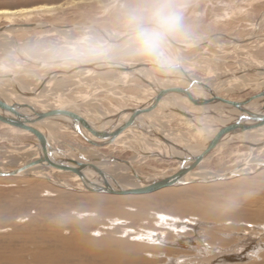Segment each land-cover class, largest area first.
Wrapping results in <instances>:
<instances>
[{
  "label": "rangeland",
  "instance_id": "374dc122",
  "mask_svg": "<svg viewBox=\"0 0 264 264\" xmlns=\"http://www.w3.org/2000/svg\"><path fill=\"white\" fill-rule=\"evenodd\" d=\"M71 1H80V2L74 6L66 5L65 7L59 8L58 10L51 11V12H37L35 14L28 15V16L13 15L9 18L7 16H0V29H1L0 32H3L5 30H9V34L10 33H12V34H10L8 37H13L11 39L6 38V40L4 39V37L0 38V74L7 75V74H10L13 71H15L14 73L17 72L18 74H20V77H18V79H20L22 81L21 83L23 84V82H24V84H26L28 87H32L31 89H33L35 87L34 85H37L35 83H38V81H39L38 77L34 78V80L36 79V81H33L30 78V77H33L32 75H30L32 72H35L36 75H39L40 77L42 75L47 74V73H49L53 76L56 75L55 72L50 73V71H49V70H51L50 68H45L44 70H42V67L39 66L37 63L35 64V62H33V63L26 62L30 58L27 59L23 56L18 57V55L16 57V55L14 56L13 52H28V54L34 53V55H36L37 60L40 59V58L38 59V57H41V59H45L47 61H49V59H52L54 57L60 58L63 55V52L64 53L67 52L68 54H66V55H69L72 52H74L73 54H75V52H82L83 50H84V52H94V51L95 52H97V51L98 52H117L118 56L115 57L117 59L115 61H118L119 59L122 60L123 58L128 57V55L125 52H129L130 49L124 43L122 45L121 44L122 41L120 42V44L122 46H112L111 47L109 41H107V39H109V38H105L104 35L106 34V32H109L112 36H116V35L120 34L121 32L127 33L129 11L133 7H135L136 5L141 4V3H147V2H149V0H0V10L29 9V8H33V7L42 6V5L67 4ZM181 2L186 5L185 13H184V23H185L186 28H187V40L186 41L182 40V39H174V40L178 41V42H188V41H192V40L197 41V42H206L205 39L209 38L211 36L217 38V40H218V41L215 40L213 42V43H215L214 45L216 47L214 45L211 47H210V45H202V43H200V47H199V43L196 44V45H198L195 47V50L197 52L191 51V53H199V55H201V57L199 56V58H198L200 60L199 63H201L204 60L208 63L207 64L208 67L210 65L211 66L208 69L207 66L203 68V66L201 64H199L196 68L192 69L190 72H193L194 74L198 75L199 77L204 76V79H206L207 77L210 79L213 76H207L206 75V73L209 72L210 68L217 69L218 73L221 71L218 75L216 74V76L214 77L215 79L213 78L214 80L212 79L213 80L212 83H208V84L209 85L212 84V86H211L212 88L213 87L215 88V86H216L217 89H219V85L222 83L223 84L227 83L230 86H232V88H233L232 90H230V91L229 90H223V91L219 90L220 92L218 93L221 97H225V98L227 97V98L231 99L232 101L234 100L235 102H241V101L246 100L250 97L258 95V93L260 91L259 92L257 91L259 88L257 89L256 85H258V81L261 82L263 79L260 78L258 80V76L256 74H254L253 71H250V70L257 67V66H255V64H253L254 60H256L257 58H258L257 60L260 61V63H262L261 65H264V41H263L264 40V0H181ZM27 23L28 24L35 23L36 25H39L40 23L41 24L49 23L50 25H57L59 27L63 26V25H72V24H85V25L87 24V26H89V27L93 26V27L97 28V30H99V31L98 32L95 31L96 33H93L92 30H77L75 32H62L61 30L54 31L53 29L51 30V28H45V27H42V29H34L33 26L31 27L32 29L28 28L27 30H25L26 28L20 29L17 27V29L16 28L11 29V30H13L11 32H10V29H8V28H12V25H21L22 26V25L27 24ZM217 34L218 35L222 34V35L218 36ZM234 38H238V39L240 38V40L243 39L244 41L242 42V45H244V46L235 45L234 42L236 44H238V42L234 41L235 40ZM12 39H15V40H12ZM7 40H9L10 42L6 43ZM113 40H116V38L115 39L113 38ZM105 41H107V42H105ZM3 42H5L6 45ZM14 42H15V44H13ZM103 42H105V43H103ZM111 43L116 44V43H118V41L111 42ZM246 43H248V44H246ZM104 45L106 48L104 47ZM78 48L80 50H78ZM93 48H94V50H93ZM97 48L99 50H97ZM100 48H102V49L104 48V49L102 50ZM117 48H119L118 51L116 50ZM112 49H113V51H112ZM205 52H209V53H205ZM226 52H227V54H226ZM171 53L174 54L173 50H171ZM191 53L189 52V55ZM211 54H213V55H211ZM51 56H52V58H51ZM129 56L132 58H136L138 60H148L147 58H144V57L134 56L132 53H130ZM176 56H177V54H176ZM212 56H213V58H212ZM252 56H253L252 59L255 58L253 61L250 60ZM237 57H240V58H237ZM241 57H244L245 61L248 62V64H246L247 66L245 64H243V60H240V59H243ZM247 57H248V59H247ZM249 57H250V59H249ZM139 58H141V59H139ZM109 59H110V57H108V61H109ZM209 60H211V61H209ZM216 60H218V61L216 62ZM225 62H228V63H225ZM45 63L53 64V62H45ZM53 65H55V61H54ZM203 65H206V64H203ZM243 65H245V66H243ZM199 66H202V67H199ZM237 68H240V69H237ZM21 70L24 72H22ZM240 70L241 71L245 70V73L241 72ZM222 71H224V72L227 71V72L224 74V72L222 73ZM239 71H240V73H239ZM23 73L25 75L26 74L27 75L25 76ZM164 73L165 74H168V73L169 74L170 73L175 74L176 72L171 71L168 73L167 72H164ZM220 74H223L224 76L220 75ZM241 75H247V77H246L247 80H245L244 78H243V80H242V78H239V77H241ZM227 76H228V78H226ZM220 78L223 82L221 80H219ZM234 78L236 81H234ZM216 80H219V81H216ZM250 80H252V81L255 80V82L251 83L252 81H250ZM231 81H232V83H231ZM240 81L242 83H240ZM218 82H219V85H216ZM247 82H250V83H248V85H247ZM83 83H85V84L78 86V87L76 86V87L79 89L81 88L80 89L81 93H83V91H84L83 97L84 96L85 97L84 98L82 97L81 99H79L77 101H80L83 99H86V100L81 101L80 102L81 104H78V106H79L80 111L85 112L87 115H89L96 122H99L100 120L103 119V116H102L103 112L106 113V111L111 110V113H112V111L114 109L118 110L120 105H122V107H127L130 105L129 104V105L125 106V103L127 102L126 99H128L126 94L133 93L134 92L133 89L128 90L127 88H125V89L124 88H117V89L115 88L117 90L115 93H117L118 96H112V95L108 96V94L103 91L104 89H101L99 87L97 82L91 83V82H88L84 79ZM139 83L141 85H143L140 81H139ZM17 84L18 83H16V84L12 83V85H14V86L9 87V88L12 91H14L13 89H15ZM249 85L251 86L250 88H249ZM237 86L238 87H244V88L247 87L245 89L246 91L244 90V88H238V90L236 89L237 91H235L234 88H237ZM112 89H114V88H112ZM217 89H215V90H217ZM136 90H138L137 91L138 93L137 92L133 93L135 97L136 96L142 97V99H144L146 97V95L149 96L148 94L145 93L146 89L143 86H138V88ZM239 90H240V93H239ZM241 90H242V92H241ZM33 91H36V90H33ZM123 92H125V93H123ZM74 93H73V95L75 96L77 93L76 94H74ZM143 95H145V96H143ZM37 96H39V94ZM124 96H126V97H124ZM31 98H33V100H32L33 102L30 101L31 103H37V102H35V99H36L35 97H31ZM104 100H106V101L109 100L108 101L109 103H107L106 101L104 102ZM94 101H95V103H94ZM98 101H99V103H98ZM92 103H93V105H92ZM90 106L92 109L90 108ZM106 106H108L109 108ZM129 107H131V106H129ZM99 109L100 110L102 109V111L103 110L104 111L102 112ZM87 110L89 112L90 111L91 112L89 113ZM93 112H95V113H93ZM113 112H115V111H113ZM173 113H175V112H173ZM173 113H169L167 115L162 113L159 117L160 118L163 117L165 120L163 118H161V119L159 118V121H155L154 124H155V126L159 127L161 131H164L167 135L172 136L173 139L175 137L174 141H176V142H174V143H180V141H181V143H183L182 145L187 146L185 143V141H188L187 135L193 136V133L196 134L197 132L201 133L203 131H201V130L199 131V127L197 125H195V124H197V123H195V121H194V123L192 120H191L192 122L190 121V119H191L190 115H188L189 117H187L183 114L185 112H183L182 114L184 116H182V118H181V116H179L180 118H178V117L174 116ZM185 114H187V113H185ZM171 115H172V117H171ZM220 116L223 118L226 117L225 119H227L229 114L223 113V115H220ZM166 117L168 118V120ZM187 118H189V119H187ZM180 119L184 123H181ZM187 121H188V124H186ZM201 121H202V123L201 122L200 123L202 125L206 124L207 122H209V124H212L208 120V118H207L206 122L203 119ZM230 121L231 120L228 121V124ZM163 123H165V124H163ZM0 124H1V122H0ZM3 125H2V127L5 128V129H3V131H8L7 129H9V128L4 127ZM190 125H193V126H190ZM206 125H208V124H206ZM187 126H189L190 129H188L189 127L186 128ZM1 130H0V142H1L0 145L3 147V149L4 148L7 150L12 149L14 143H17V142L13 139L12 140L10 139L9 140L10 143H7V142L4 143L5 141L2 140V134L3 133L1 134V132H2ZM168 130H169V132H167ZM208 130L210 131V129H208ZM18 131L20 132V129H18ZM135 131H136V129H135ZM209 131H207V133ZM70 133L68 134V132H67V133L60 134V135L58 133V135H59V136H57L59 138L58 145L60 143L63 144V142L66 141V142H69L71 145H74V146L76 144H80L86 150L88 147H91V145L88 144L87 142H85V141L81 142V140H83L81 137L75 136V134H73L72 132H70ZM22 134H23V136L20 139L24 140V138H25V139H28L30 141L36 140L35 137L31 134H26V133H22ZM126 135H128V134L126 133L125 135H122V136L126 137ZM132 136L130 133L128 135V137L126 138V140L121 142L119 144V146H116V147L115 146H108V147H104V148H99V153L108 155L110 152L114 151L115 152L114 155L117 158L122 159V160H131L134 158H138V159H136L137 161L136 160H132V161H133L135 167L139 170V172H143V174L147 175V176L148 175L149 176L159 175V176H157V179L161 175L162 176L171 175L172 171L177 168L178 162L176 160L164 159V158L158 157V155H153V154H149L151 156H148V157H145L146 155L142 157V155L140 154V151L146 154L148 152H151L153 149L155 150L157 147L154 145L155 143H153V141L151 139L147 140V138H144L142 136L139 137L135 134L134 135L132 134ZM146 136L153 138L156 142H162V141H160V139H157V137L154 138L153 135L146 134ZM18 138L19 137H17L16 139H18ZM181 138H182V140H181ZM177 139L179 140V142H177ZM148 141H149V144L147 143ZM151 143H153V144H151ZM63 145H67V143H64ZM122 145H124L125 147H123ZM1 146H0V168H4L7 170L8 169L9 170L15 169V167H17V165H20V162L22 160L20 162H16V163L13 160L11 161V157H10L11 153L4 152ZM188 146L193 147V144L188 145ZM17 148L18 147H13V149H17ZM125 148H129V149H125ZM134 148H135V150H134ZM168 150H170V149H167V147L164 145L163 152L167 151V153L169 154ZM88 151H91V150L88 148ZM4 153H6L8 155V157L6 154H5L6 155V157H5ZM137 153L141 156L138 157ZM173 154L178 155V154H175V152H173ZM210 154H208L209 156L207 155L208 158H207L206 162L204 163L205 164L203 166L204 168L200 171L197 170L198 171V172L196 171L197 173L202 172V174L208 173V174L218 175L220 173H225L228 170H231V169L233 170L236 166H238L237 164L240 165V163L247 160V158L251 159V161L249 163L250 165H252V163H253V165L256 164V163H254L256 161V159L258 161L264 160V151H259V152L255 153L254 155H250L251 153H250V148L248 145H246V144L240 145L238 143L234 144L233 142H231V144L227 145L226 149H221L220 151H216L213 153L211 152ZM231 154H233V155H231ZM2 155L6 159L9 158V161L5 160L2 157ZM131 156L132 157L135 156V157L132 158ZM248 161L249 160H247L245 163H247ZM258 161H256V162H258ZM2 165H5V166L2 167ZM119 169L121 170L120 173H122V174L127 173L126 169H124V168L121 169V167H119ZM119 169H118V171H119ZM115 170H117V169H115ZM56 177H57L56 182H53V181H55L54 179L53 180L48 179V177H46V178L45 177H40V178L39 177H27V176L0 177V249L2 250V251L0 250V257H1L0 258V260H1L0 264H2V263L3 264H5V263L6 264H12V263L15 264L16 262H17V264H26V263L27 264H38V262L34 258V254L37 253L34 246H36V244H38L39 241H40V243L47 244V245H56V244H62L63 243V242L60 243L61 239H62V241H64L65 239H70V238H71V240H77V239L83 240V238L84 239L91 238V239H97L99 241L101 238L102 240L99 242V244H98L99 246L97 245V248H96V249L100 250L101 252H108V251L111 252L112 250L115 252L116 251H118V252L122 251V247L115 244V242L116 241L121 242L123 240L126 241L127 243L130 242V243L137 244L139 246L140 245L141 246L142 245L143 246L148 245V246L156 249V250H153V249L152 250H145V251H143L145 254L142 252L141 253L142 255H140V256L144 257L145 260L151 261V263H143V262L140 263V261H137L136 264L137 263L138 264H153V263L154 264H169L168 262H171L170 261L171 259H173L174 257H176L175 259H177L178 255L182 256L184 254H185V256L190 255V257L186 258L187 260H184L185 258H182L183 260L182 259H178V260L174 259V260L177 262H181V261H184V262L187 261L188 262V260L192 261L193 256H196V253L198 251L199 243L200 244L203 243V245H205V246H211V245L216 246L218 250H220L221 248H223L221 250H224L225 247L229 246V248H228L229 251L234 252L233 255H235V256L238 255L239 257H238V259L229 260V263H226V264H264V245H263L264 244V218L254 217V218L249 219V217H251L249 212L248 211H241V207H246V206L249 207L250 206L249 208L251 210L252 209L256 210V209H262V206H264V169L262 170L260 168V169H258V171H254L249 175L236 176L234 178L231 177L227 180L220 181V182L208 183V184H195V185L191 184L192 186L191 185H187V186L182 185V187L177 186L174 188H164L163 190L162 189L158 190L157 193H155L151 196L130 197L131 199L120 196V198H116L115 200L108 199L111 196H107V195H106V197L101 196L100 198H98V197L90 196L91 194H94V193L88 194L85 192H79L76 189L73 190L71 188L70 189L62 188V186L60 187V184H62L63 182L65 183L66 180H67L66 183L71 184L73 188H75L76 182L71 181L72 179L67 175H59ZM47 181H48V183H47ZM59 181H60V183H59ZM58 189H60V190L58 191ZM201 189H203V190H201ZM173 190H174V192H173ZM214 195H215V197H214ZM112 196L113 197H111V198H115L114 195H112ZM148 197H149V199H148ZM151 197H152V199H151L152 201L150 200ZM157 197L159 200L162 197H165V199L160 200V201L158 200V202H155L154 199ZM191 197L194 199H191ZM83 199H84V201H83ZM180 199H182V200H180ZM194 200L195 201L200 200L199 201L200 203L201 202L202 203H213L215 201V203H213V204H215L219 208L227 207L226 204L228 203V206H230L231 209L238 210L237 213L239 215L238 216L236 215L235 217H233V215L231 213H229L227 210H225V213H224L225 217H227V218H224V219L222 218L223 220L221 218L217 219L218 217H216L214 215L213 216H207V215H202L201 213H196V214L190 213V214H187L186 216L184 215V217L182 216L183 218L181 217V215H179V217L182 219L177 220V222L180 221V223L182 222L184 225H185V223H188V224H191V226H189L190 228L189 227L184 228L185 230L182 232L181 235L185 238V240L182 242V244L176 243L174 245V247H175L174 248L173 245L172 246H170V245L173 244V242H176V239H177L176 238V231L177 230L171 228L173 226L172 225L173 223H171V221L162 222L160 219V215L165 213V214H163L164 217L168 218L170 216V218H172V217L176 218L177 215H174V216L168 215L169 213H172L170 210L175 209L174 208V207H176L175 203L177 205L179 203V201L189 203V202H194ZM137 202L139 204L145 203L144 208L137 209L136 208V205L138 204ZM252 202H254L256 205ZM257 202H258V204H257ZM165 203H166V205H164ZM64 204H65V206H64ZM39 205L42 207H39ZM105 206H107V207H105ZM115 207H117V209ZM157 207H159V208H157ZM99 208H101V209H99ZM72 209H74V210H72ZM131 209L134 210V212L131 211ZM90 211L94 212V214L92 212L90 213ZM99 211H101V213ZM137 211H139V212L143 211L144 214L151 213V212H152L151 214H153V213H156V214L160 213V214L158 215L159 217L157 215H154V216H151L149 218L146 217V219L143 218L141 220L139 218L135 219L136 216L133 217L135 214L138 213ZM166 211H168V214ZM241 212H243V213H241ZM80 213H82V214H80ZM125 213H127L128 215ZM131 213L133 214V216ZM228 213L231 214L230 217L227 216ZM99 214H100V216H99ZM191 215H193V216H191ZM81 217H84V218H81ZM86 217L87 218L89 217L91 219L88 218V220H89L88 221ZM98 217H99V219H98ZM132 217H133V219L130 220ZM92 219H93V221H92ZM85 220L87 221V223ZM118 220H121V221L118 223H115ZM157 222H159V223L161 222L160 223L161 225H159ZM9 223H12V224L10 225ZM69 224H70V226H69ZM74 224H75V226H74ZM45 225H46V228H45ZM48 225H49V227H48ZM99 225L100 226L103 225V226L100 227ZM40 228H41V230H40ZM102 228H104V229H102ZM217 228H218V230H217ZM50 229H51V231H50ZM61 229L64 231H62ZM151 230H152V233H155V232L156 233L159 232L160 234L163 233L164 234L163 235L164 243H159L157 241L148 239L146 233L147 232L149 233ZM155 230H157V231H155ZM55 231H58V232H55ZM95 232L99 233V235H95ZM125 233H127V235H125ZM141 233H142L141 236L144 237L143 239H134V237H140ZM23 235L25 236V238ZM44 235H48L51 238L44 240L43 238L46 237ZM68 235H69V237H68ZM165 235H166V237H164ZM38 236L40 237V239H38L39 238ZM59 236H60V238H59ZM33 237H35L37 240H35ZM196 237L200 238L199 242L195 239ZM246 237H247V239L253 238V241L251 242L250 240H247ZM213 238H214V240H213ZM188 239H190L193 242L192 245H194V246H190L189 248L182 246L183 244H185V245L188 244L187 243ZM219 240H222L228 244L225 246H222L221 244L217 243ZM109 241L111 242L110 244H109ZM156 242H157V244H156ZM233 242L235 244H233ZM11 244H12V246H11ZM240 244H241V246L242 245H244V246L241 247ZM102 246H103V248H102ZM234 246H237V247L235 248ZM15 248H17V249H15ZM185 248H186V250H185ZM232 248L235 250L233 251ZM106 250H108V251H106ZM166 250H169V251L180 250L181 252L180 253H174L173 252V254L172 253L168 254L169 251H166ZM191 250H193V251H191ZM236 250H238V251H236ZM35 251H36V253H35ZM68 251L60 252V253L66 255V253H68ZM18 252H21V253H18ZM156 252H160V254H158V253L156 254ZM186 252H187V254H186ZM6 254H8V255H6ZM229 254H231V252L227 253L226 255H229ZM77 255L79 257L83 258V255L81 252H77ZM148 255H150V256H148ZM166 255L169 256L168 258H170V259H168ZM174 255H176V256H174ZM6 256H7V258H6ZM8 257H11L12 259L11 258L8 259ZM18 257L21 258L20 261L15 260V258H18ZM31 257H32V259H31ZM109 257H111V256H109ZM148 257H150V258H148ZM217 258L218 257H216L214 259L216 260ZM3 259H5V262ZM65 261L66 260H63L62 262L64 264H69V263L74 264V263H71L70 261L69 262L68 261L65 262ZM88 262L90 264H94L93 260H89ZM218 262L219 261H217L216 264H218ZM97 264H100V263L98 262ZM188 264H190V263H188Z\"/></svg>",
  "mask_w": 264,
  "mask_h": 264
},
{
  "label": "bare ground",
  "instance_id": "6f19581e",
  "mask_svg": "<svg viewBox=\"0 0 264 264\" xmlns=\"http://www.w3.org/2000/svg\"><path fill=\"white\" fill-rule=\"evenodd\" d=\"M80 1H71L67 4H58V5H42V6H38V7H33V8H29V9H20V10H0V16H7L8 18L13 16V15H22V16H28V15H32V14H35L37 12H51V11H55V10H58L59 8H62V7H65L66 5H70V6H74L76 5L77 3H79ZM24 25H35V27L33 26L34 29H42V27H45V28H50L51 26V30L53 29L54 31H57V30H61L62 32H75L77 30H92L93 33H96L98 32L99 30H97V28L91 26H87V24H72V25H63V26H57V25H50L49 23H46V24H39V25H36L35 23H30V24H24ZM15 26V25H14ZM18 26V28L20 29H25L27 30L28 28L32 29L30 26L27 27L25 26L24 28L20 27L21 25H16V27ZM7 29V28H6ZM10 29V32L13 31L11 29H14V28H8ZM17 29V28H16ZM1 30V29H0ZM15 31V30H14ZM96 31V32H95ZM60 32V31H59ZM122 33V32H121ZM118 34L116 36H112L109 32H106V34L104 35L105 38H109L107 39V41H109L110 43V46H122L123 43L126 45V40H127V33H122V34ZM12 34V33H10ZM9 30H5L3 32H0V38L4 37V39L6 40V38H13V37H8L9 35ZM218 35V34H217ZM216 35V36H217ZM219 35H222V34H219ZM218 35V36H219ZM253 36V35H252ZM258 37V36H257ZM63 38V37H62ZM113 38L116 40H113ZM247 38V37H246ZM252 38V37H251ZM236 42H238V44H236L234 42L235 45L237 46H244L242 45V42L244 41L243 39L240 40V38H234ZM245 39V38H244ZM255 39V38H254ZM12 40H15V39H12ZM62 40V39H61ZM65 40V39H64ZM120 40H122V45L120 44ZM175 43H177V46H173L171 44V42L169 41L168 43V48L169 50H173L174 52V55L179 57V66L177 67L176 70H174L176 73L175 74H165L164 72L162 71H159L157 70L153 64L151 63L150 60H138L136 58H132L129 56V54L131 53L130 51L129 52H125L128 57H125L123 58L122 60H118V61H115L117 60L115 57H117V52H84V50L82 52H75V54H73L74 52L70 53L69 55H66L68 54L67 52H63V55L60 57V58H51L52 59H49V61L45 60V59H41V57H38L39 60L36 59V55H34V53L32 54H28V52H13L14 53V56L18 55V57L20 55H22L23 57L25 58H30L31 63L34 62V61H37V64L39 66L42 67V70H44L45 68H50L51 72H55V76L47 73L45 75H42L41 77L39 75H36L35 72H32L30 75H32L33 77H30L33 81H36V79L34 80L35 77H38L39 81L38 83H35L37 85H34L35 87L33 89H31L32 87H28L26 84H23L21 83L22 81L20 79H18V77H20V74H18L17 72L14 73L15 71H13L12 73L10 74H7V75H2L0 74V96L2 97V99L7 102L8 106H21V107H25V108H31V109H35V110H39V111H49V110H68V111H71V112H75V114L79 115L80 117L88 120L90 123L94 124L97 126V123L96 121H94V119H92L89 115H87L85 112H82L80 111L79 109V106L78 104H81L80 102L83 101V100H86V99H83V100H80V101H77L79 99H81L84 95V91L83 93H81V88H77L78 86H81L85 83L84 82V79L88 82H97L99 87L101 89H104L103 91L106 92L109 95H112V96H118L117 93H115L117 90V88H127L128 90L129 89H133V93H136L138 90H136L138 88V86H143L145 87L146 89V94H148L149 96L146 95V97L144 99H142V97H135L133 93H130V94H126L127 98L126 99V103H125V106L126 105H129L125 108H121L123 111H131V110H135V109H138V108H141L145 111H147V113L145 114H142L139 118V120L137 121L139 123V125H141V127L143 128H149L150 130H152L155 134H157L159 137L161 136L164 140L167 141L168 145L172 146L171 148L167 145H165L164 143L165 142H156L153 138L150 137V139L153 141V143H155L154 145L157 147L155 150L153 149L151 152H148L146 153V156L145 157H148V156H151L149 154H153V155H158V157H161V158H164V159H168V158H171L169 156V154L167 153V151H164V145L167 147V149L170 148V150H168L170 153L173 154V152H175V154H178L177 156L179 157H182V156H185L184 153H182V151H184L185 153H187V156L191 155L193 157L197 156L199 153H201L202 151H204V149L208 146L207 144L209 143L210 140H212L215 136V134L219 131V129L217 128L218 126H226L228 124V121L231 120L230 122H232L233 120V116L236 114L237 111H234V110H230L228 109L225 105L223 104H220V103H213L212 105H209V106H195L191 103L190 100H188L187 98L183 97V96H178V95H168L164 98H162L159 103H153L151 102V100L157 96V91H160V90H168V89H173V88H182V87H186V77H189L193 80H197V81H201L203 82V84L205 85H208L209 87L212 86L209 85L208 83H212V81L215 79L214 77L216 76V74L218 75V70L217 69H213V68H210L209 72L206 73L207 76H213L212 78H206L204 79V76H201L199 77L198 75L194 74L193 72H190L192 69L196 68L199 64H201L204 67L207 66V62L203 61L201 63L200 60L198 59L199 56L201 57V55H199V53H191V51H195V47L198 46L196 44L199 43V47H200V43H202V45H210L213 46L215 43H213L215 40H217V38L215 37H209V38H206V42H197V41H188V42H178V41H175L174 39H172ZM198 40V39H197ZM233 40V39H232ZM256 40V39H255ZM104 41V40H103ZM105 41V42H107ZM115 41H118V43L116 44H112L111 42H115ZM218 41V40H217ZM264 41V40H263ZM10 42L9 40L6 41V43ZM13 42V41H12ZM69 42V41H68ZM103 42V43H105ZM5 44V42H3ZM249 43V42H248ZM246 43V44H248ZM15 44V42L13 43ZM222 44V43H221ZM6 45V44H5ZM226 45V44H225ZM127 46V45H126ZM194 46V47H193ZM215 46V45H214ZM218 46V45H217ZM77 47V46H76ZM84 47V46H83ZM86 47V46H85ZM105 47V45H104ZM216 47V46H215ZM236 47V46H235ZM81 48V47H80ZM106 48V47H105ZM126 48V47H125ZM206 48V47H205ZM221 48V47H220ZM102 49V48H100ZM104 49V48H103ZM102 49V50H103ZM114 49V48H113ZM112 49V51H113ZM119 48H117L116 50L118 51ZM78 50H80L78 48ZM82 50V49H81ZM94 50V48H93ZM97 50H99L97 48ZM101 50V51H102ZM127 50V49H126ZM218 50V49H217ZM222 50V49H221ZM220 50V51H221ZM256 50V49H255ZM86 51V50H85ZM205 51V50H204ZM219 51V50H218ZM189 52L191 53L189 55ZM224 52V51H223ZM7 53V52H6ZM61 53V52H60ZM202 53V52H201ZM205 53H209V52H205ZM232 53V52H231ZM8 54V53H7ZM20 54V55H19ZM227 54V52H226ZM241 54V53H240ZM207 55V54H206ZM213 55V54H211ZM236 55V54H235ZM234 55V56H235ZM251 55V54H250ZM249 55V56H250ZM135 56V55H134ZM242 56V55H241ZM35 57V58H34ZM108 57H110L109 61H108ZM206 57V56H205ZM208 57V56H207ZM224 57V56H223ZM231 57V56H230ZM44 58V57H43ZM46 58V57H45ZM213 58V56H212ZM211 58V59H212ZM237 58H240V57H237ZM243 59H240V60H243V64H248V62L245 61L244 57H241ZM253 56L249 57L250 60H254L252 59ZM47 59V58H46ZM141 59V58H139ZM207 59V58H206ZM217 59V58H216ZM248 59V57H247ZM258 59V58H257ZM254 60L253 64H255V66H257L256 68H253L251 69L250 71H253L254 74H256L258 76V80L261 78L263 79L261 82L258 81V85L257 86V91L259 92L260 90H262V88L264 87V65H261L262 63H260V61L258 60ZM45 60V61H44ZM54 61H55V65L54 64ZM211 61V60H209ZM213 61V60H212ZM218 60H216L217 62ZM229 61V60H228ZM28 62V61H26ZM38 62H41L40 64ZM45 62H53V64H47ZM238 62V61H237ZM225 63H228V62H225ZM203 64H206V65H203ZM212 64V63H211ZM221 65V64H220ZM239 65V64H238ZM237 65V66H238ZM241 65V64H240ZM243 65V66H245ZM202 66H199V67H202ZM211 66V65H210ZM209 66V67H210ZM222 66V65H221ZM247 66V65H246ZM209 67L207 66V68L209 69ZM216 67V66H215ZM219 67V66H218ZM250 67V66H249ZM243 68V67H242ZM4 69V68H3ZM6 69V68H5ZM20 69V68H19ZM237 69H240V68H237ZM247 69V68H246ZM10 70V69H9ZM22 71V70H21ZM38 71V70H37ZM194 71V70H193ZM238 71V70H237ZM241 71V70H240ZM239 71V73H240ZM24 72V71H22ZM28 72V71H27ZM48 72V71H47ZM196 72V71H195ZM224 71H222L223 73ZM227 72V71H226ZM224 72V74L226 73ZM232 72V71H231ZM243 73H245V70L241 71ZM233 73V72H232ZM24 74V73H23ZM54 74V73H53ZM202 74V73H201ZM204 74V73H203ZM231 74V73H230ZM234 74V73H233ZM25 75V74H24ZM27 75V74H26ZM25 75V76H26ZM29 75V74H28ZM205 75V74H204ZM220 75H223V74H220ZM227 75V74H226ZM232 75V74H231ZM9 76H12L13 78H6V77H9ZM186 76V77H185ZM224 76V75H223ZM29 77V76H28ZM143 78L144 80H146L147 82H144L142 81L140 78ZM221 77V76H220ZM237 77V76H236ZM247 75H241V77L239 78H243L245 80L246 79ZM214 78V79H213ZM217 78V77H216ZM228 78V76L226 77ZM232 78V77H231ZM238 78V79H239ZM254 78V77H253ZM30 79V80H31ZM213 79V80H212ZM223 79V78H222ZM256 79V78H255ZM221 80V78L219 79ZM219 80H216V81H219ZM240 80V79H239ZM244 80V81H245ZM257 80V79H256ZM139 81L143 84L141 85L139 83ZM166 81V82H165ZM222 81V80H221ZM234 81L235 78H234ZM238 81V80H237ZM249 81V80H248ZM252 81V80H250ZM223 82V81H222ZM230 82V81H229ZM255 82V80H253L251 83ZM13 84H17V88L18 90H15L13 89L14 91H12L9 87H12L14 85ZM149 85H148V84ZM170 83H174L175 85H168ZM214 83V82H213ZM226 83V82H225ZM232 83V81H231ZM230 83V84H231ZM237 83V82H236ZM240 83H242L240 81ZM239 83V84H240ZM248 83L250 82H247V85ZM257 83V82H256ZM227 84V83H226ZM220 84L219 85V82L216 84V85H219V89H217V87L215 86L214 88V91L218 94L220 91L219 90H232V86H230L229 84ZM255 84V83H254ZM31 85V84H30ZM155 86L157 88V90H153V86ZM242 85V84H241ZM240 85V86H241ZM246 85V86H247ZM251 85V84H250ZM249 85V88L251 87ZM253 85V84H252ZM77 86V87H76ZM214 86V85H213ZM245 86V85H244ZM83 87V86H82ZM114 89H112V88ZM234 87V86H233ZM116 88V89H115ZM212 88V87H211ZM238 88H244V87H238L237 88H234L235 91L238 90ZM247 88V87H246ZM244 88V90L246 89ZM256 88V87H255ZM123 89V90H124ZM217 89V90H215ZM237 89V90H236ZM33 90H36V91H33ZM77 90V91H76ZM39 92V96L35 97V102L37 103H31L30 101L33 100V98H31V96H26V94H34L35 92ZM246 91V90H245ZM62 92V93H61ZM75 92V93H74ZM92 92V91H91ZM130 92V91H129ZM128 92V93H129ZM189 92L191 94H193L197 99H202V100H210L212 99L213 97L211 95H209L206 91H204L201 87H198V86H194L192 88L189 89ZM227 92V91H226ZM232 92V91H231ZM242 92V90H241ZM257 92V93H258ZM76 94L75 96L73 95ZM102 93V92H101ZM100 93V94H101ZM125 93V92H123ZM138 93V92H137ZM235 93V92H234ZM239 93H240V90H239ZM104 94V93H103ZM260 94V92L258 93V95ZM227 95V94H226ZM97 96V95H96ZM124 96V97H126ZM145 96V95H143ZM257 96V95H256ZM33 97V96H32ZM85 97V96H84ZM83 97V98H84ZM106 98V97H105ZM227 98V97H226ZM97 100V99H96ZM95 100V101H96ZM118 100V99H117ZM231 100V99H230ZM91 101V100H90ZM94 101V103H95ZM106 100H104L105 102ZM109 101V100H108ZM108 101H106L107 103H109ZM234 101V100H233ZM241 101V100H240ZM33 102V101H32ZM97 102V101H96ZM122 102V101H121ZM131 102V103H130ZM151 102V103H149ZM87 103V102H86ZM99 103V101H98ZM115 104V103H114ZM258 102H252L250 103V106L252 107H255L257 106ZM87 105V104H86ZM93 105V103H92ZM106 105V104H105ZM122 107V105H120ZM119 106V107H120ZM154 106V107H153ZM83 107V106H82ZM103 107V106H102ZM108 107V106H106ZM252 107V108H253ZM258 107V106H257ZM91 108V106H90ZM109 108V107H108ZM92 109V108H91ZM97 109V108H96ZM100 110V109H99ZM115 110V109H114ZM121 110V111H122ZM88 111V110H87ZM95 111V110H94ZM102 111V109L100 110ZM104 111V110H103ZM102 111V112H103ZM109 111V112H108ZM105 112H103V118L107 119L111 116H114L116 114H118V112H116V114H109L111 113V110H108ZM120 111V112H121ZM122 111V112H123ZM178 113H177V112ZM89 112V111H88ZM91 112V111H90ZM89 112V113H90ZM113 112V111H112ZM175 112L177 115L181 116H184L182 113L185 112L187 113L188 115H190V121L192 120L193 123L195 121V125H197L199 127V131H203V132H197L196 134L193 133V136H189L187 135L188 137V141H185L186 145H182L183 143H174L176 141L175 140V137L173 139L172 136L170 135H167L164 131H161L159 127L155 126V121H159V116L164 113V114H169V113H173ZM179 112H182V113H179ZM211 113V112H214L215 116H211L210 114H207L205 116H202L201 114L203 113ZM0 113L3 114V111L0 109ZM95 113V112H93ZM97 113V112H96ZM173 113V114H175ZM224 114H229V116L227 117V119L221 117L220 115H223ZM4 114L5 115H9V113L6 111H4ZM92 114V113H91ZM172 114V115H173ZM176 114L174 116H176ZM127 114L124 115V120H125V117H128L126 116ZM171 115V117H172ZM178 116V118H180ZM165 117V116H164ZM163 118V117H161ZM160 118V119H161ZM167 118V117H166ZM207 118L208 120L212 123V124H209V122H207L206 124L202 125V119L206 122L207 121ZM164 119V118H163ZM172 119V118H171ZM174 119V118H173ZM96 120V119H95ZM165 120V119H164ZM168 120V118H167ZM184 120V119H183ZM162 121V120H161ZM185 121V120H184ZM191 121V122H192ZM180 122L181 123H184L182 122V120L180 119ZM201 122V123H200ZM229 122V123H230ZM161 123V122H160ZM159 123V124H160ZM166 123V122H165ZM163 123V124H165ZM4 124V125H3ZM188 124V121L187 123ZM0 130L2 131L1 134H2V140H4L5 142L4 143H10L9 140L13 139L15 140L17 143H14L13 147H18L17 149H3L4 152L6 153H11L10 157H11V161H15L16 162H20V165H17V167H15V169H12V170H7V169H4V168H0V173H7V172H12L14 170H18V169H23L22 172L19 173V175L17 176H27V177H48V179H51V180H55L53 182H56L57 180V177L56 176H59V175H67L69 176L72 180L71 181H74L76 182V186L75 188L72 187L71 184L69 183H66L67 180L65 181V183L63 182L62 184H60V187L62 186V188H68V189H73V190H78L79 192H85V193H88V194H91V193H94V194H91L90 196L92 197H98L100 198L101 196H111L113 197L112 195L113 194H109V193H104L103 192H96V191H89L86 187H85V184L83 183V180L82 178L76 174V173H73V172H67V171H63V170H60V169H56L54 166H51L49 163L45 162V163H42V164H37L38 161L40 159H42L43 157L47 156V154L51 157V158H54L57 162H62V163H65L67 164L68 166H72L74 167L75 169L79 170L84 178H85V181L88 185H90L92 188H105V187H108V188H112L114 190H130V189H134V188H141V187H144L145 185H150L152 184L153 182L155 181H158L160 178H165V177H170L174 174H176L181 168L182 166V163L178 160H176L178 162V165H177V168L175 170L172 171V174L171 175H167V176H160L158 179H157V176H147V175H144L143 172H139V170L135 167L134 163L132 160H136L138 158H134V159H131V160H122V159H119L117 158L114 154L115 152L112 151L110 152L108 155L107 154H100L99 153V148H95V147H88L91 151H88V148L87 150L82 147L80 144H76L75 146L74 145H71L69 142H66V141H62L63 144L64 143H67V145H63L62 143H60L58 145V141H59V138L57 136H59L60 134H64V133H67L68 134L72 131H70L69 128L65 127L62 123H58L57 121H55V119H48V120H40V121H36V122H22L20 125L18 126H12L10 124H6V123H3L1 122L0 124ZM2 125L6 128H9L7 129L8 131H3V128ZM161 125V124H160ZM170 125V124H169ZM185 125V124H184ZM19 126H24L23 128L22 127H19ZM164 126V125H163ZM186 126V125H185ZM190 126H193V125H190ZM99 127V126H97ZM165 127V126H164ZM183 127V126H182ZM189 126H187L186 128H188ZM20 129V132L18 131V129ZM27 128H30L33 129V130H36L37 132H39V134H41L42 136V144L39 142V138L34 134L32 133L33 131H29ZM100 128V127H99ZM108 128V127H107ZM101 129V128H100ZM106 129V128H105ZM190 129V127L188 128ZM210 129V131L208 130ZM198 130V129H197ZM85 132V130H83ZM179 131V130H178ZM207 131H209L207 133ZM129 133H131V136L132 134L134 135H137L139 137H144V138H147V140H149V138L146 136V134L142 131V130H134L133 128L128 130ZM161 132V133H159ZM169 132V130L167 131ZM182 132V131H181ZM195 132V131H194ZM22 133H26V134H31L35 137V141H30L28 139H20L23 134ZM59 133V135H58ZM73 134H75L74 132H72ZM87 133V132H85ZM128 133V135H129ZM71 134V133H70ZM126 134V133H125ZM123 134V135H125ZM187 134V133H186ZM72 135V134H71ZM175 135V134H174ZM14 136V137H13ZM25 136V135H24ZM75 136H77L75 134ZM127 136V135H126ZM17 137H19L18 139H16ZM133 137V136H132ZM125 138V136H120L115 144L114 145L115 147L118 146V144H120L121 140ZM180 138V137H179ZM178 138V139H179ZM64 139V138H63ZM62 139V140H63ZM135 139V138H134ZM139 139V138H138ZM159 139V138H157ZM177 139V142H179V140ZM184 139V138H183ZM182 140V138H181ZM84 140H81V142H83ZM145 141V140H144ZM161 141V140H160ZM132 142V141H131ZM231 142H233L234 144H246L249 146L250 148V155H254L255 153L259 152V151H264V125L259 127V128H256V129H253V130H248L246 132H244L243 134H240V135H236V136H228L224 139L221 140V142H219L217 144V146H215L211 152H216V151H220L221 149H226L227 148V145L231 144ZM1 143V142H0ZM3 143V142H2ZM78 143V142H77ZM137 143V142H136ZM141 143V142H140ZM149 144V141L147 142ZM151 143V144H153ZM146 144V143H145ZM193 144V147L192 146H188V145H192ZM10 145V144H9ZM140 145V144H139ZM147 145V144H146ZM137 146V145H136ZM144 146V145H143ZM122 147V146H121ZM125 147V146H123ZM238 147V146H237ZM141 148V147H140ZM143 148V147H142ZM152 148V147H151ZM125 149H129V148H125ZM133 149V148H132ZM131 149V150H132ZM137 149V148H136ZM144 149V148H143ZM114 150V149H113ZM135 150V148H134ZM141 150V149H140ZM2 151V150H1ZM46 151V152H45ZM137 151V150H136ZM223 151V150H222ZM210 152V153H211ZM4 153V155L6 154ZM126 153V152H125ZM136 153V152H135ZM209 153V154H210ZM223 153V152H222ZM232 153V152H231ZM138 154V153H137ZM140 154L142 155V157L144 156L145 153L141 152L140 151ZM219 154V153H218ZM248 154V153H247ZM7 155V154H6ZM5 155V157H6ZM138 154V157L141 156ZM211 155V154H210ZM233 155V154H231ZM209 156V155H208ZM217 156V155H216ZM226 156V155H225ZM247 156V155H246ZM3 157V155H2ZM8 157V155H7ZM88 157V158H87ZM132 157V156H131ZM135 157V156H133ZM132 157V158H133ZM219 157V156H218ZM255 157V156H254ZM253 157V158H254ZM4 158V157H3ZM207 156L199 163V165L191 172L189 173H186L185 176H183L182 178V182H189V181H197V180H208V179H212V178H215V177H228L227 179L231 178V177H236V176H242V175H249L251 174L252 172L254 171H258V169H262L263 170V166H264V160L263 161H258L256 159V164L253 165H250V161L251 159H248L249 160L247 163H245L247 160L243 161L242 163L237 164L238 166H236L232 171L231 170H228L226 171L225 173H220L218 175H214V174H202L201 173H197L198 171L197 170H202L204 167V163L206 162L207 160ZM228 158V157H227ZM5 160L9 161V158L6 159L4 158ZM96 160V161H95ZM260 160V159H259ZM10 161V162H11ZM94 161V162H93ZM137 161V160H136ZM253 161V160H252ZM2 162V161H1ZM4 162V161H3ZM124 162V163H123ZM128 162V163H127ZM36 164V165H35ZM77 164L82 165V166H91L92 168H87V167H79ZM90 164V165H88ZM92 164V165H91ZM141 164V163H140ZM5 165H2V167H4ZM119 167L124 168L126 169V172L127 173H120V169ZM132 168L135 169L136 171V174L138 176H140L142 178V180L140 182L137 181V179L134 177V174L132 172ZM232 168V167H231ZM117 169V170H115ZM119 169V171H118ZM157 170V169H156ZM118 171V172H117ZM141 171V170H140ZM162 171V170H161ZM197 171V172H196ZM217 172V171H216ZM215 172V173H216ZM16 176V177H17ZM15 177V176H14ZM63 177V176H62ZM60 178V177H59ZM63 180V179H62ZM226 180V179H225ZM23 181V180H22ZM224 181V180H222ZM58 182V181H57ZM220 182V181H219ZM48 183V181H47ZM50 183V182H49ZM60 183V181H59ZM215 183V182H213ZM57 184V183H56ZM195 184H205V183H195ZM193 184V185H195ZM208 184V183H207ZM58 185V184H57ZM191 185V184H189ZM74 186V185H73ZM182 187V185H179ZM178 186V187H179ZM185 186V185H184ZM187 186V185H186ZM192 186V185H191ZM177 187V186H175ZM201 187V186H200ZM167 188H174V187H167ZM164 189V188H163ZM162 189V190H163ZM60 189H58L59 191ZM161 190V189H160ZM172 190V189H171ZM203 190V189H201ZM63 192V191H62ZM66 192V191H65ZM174 192V190H173ZM157 193V191L155 192H151V193H147V194H141V195H124L122 197H125V198H130V197H141V196H151L153 194ZM190 195V194H189ZM87 196V195H86ZM121 195H114L115 198H108V199H112V200H115L116 198H120ZM173 197V196H172ZM183 197V196H182ZM187 197V196H186ZM215 197V195H214ZM184 198V197H183ZM131 199V198H130ZM149 199V197H148ZM152 199V197L150 198V200ZM165 197H162L160 200H164ZM191 199H194L191 197ZM198 199V198H197ZM200 199V198H199ZM254 199V198H253ZM41 200V199H40ZM64 200V199H63ZM158 197L154 199L155 202H158ZM159 200V201H160ZM182 200V199H180ZM184 200V199H183ZM187 200V199H186ZM201 200V199H200ZM200 200H197L194 202H180L176 205L175 203V206L174 207L175 209H172L170 210L172 213H169L168 214V211L167 214L168 215H177L176 218H170V216L167 218V217H164L163 214L160 215V219L162 222H165V221H171V223H173L172 225V229H176V242H173V244H171L170 246L174 245L177 243V244H182V242L185 240V238L181 235L182 232L185 230L184 228H187L189 226H191V224H188V223H185V225L180 221L177 222V220H181L184 215L186 216L187 214H190V213H193V214H196V213H201L202 215H207V216H216L218 217L217 219H224V218H227L225 217L224 213H225V210H227L229 213H231L233 215V217H235L236 215L238 216L239 214L237 213L238 210H234V209H231L230 206H228V203L226 204L227 207H224V208H219L217 207L215 204V201L213 203H200L199 201ZM84 201V199H83ZM152 201V200H151ZM188 201V200H187ZM41 202V201H40ZM45 202V201H44ZM132 202V201H131ZM130 202V203H131ZM145 202V201H144ZM255 202V201H254ZM252 202V203H254ZM91 203V202H90ZM138 203V202H137ZM148 203V202H147ZM45 204V203H44ZM169 204V203H168ZM171 204V203H170ZM174 204V203H173ZM255 204V203H254ZM258 204V202H257ZM260 204V203H259ZM38 205V204H37ZM122 205V204H121ZM144 205L145 203H138L136 205V208L139 209V208H144ZM147 205V204H146ZM166 205V203L164 204ZM256 205V204H255ZM65 206V204H64ZM114 206V205H113ZM153 206V205H152ZM258 206V205H257ZM39 207H42L39 205ZM69 207V206H68ZM76 207V206H75ZM100 207V206H99ZM102 207V206H101ZM107 207V206H105ZM165 207V206H164ZM167 207V206H166ZM250 207V206H249ZM249 207H241V211H248L249 214L251 215V217H249V219L251 218H254V217H262L264 218V206H262V209H256V210H251ZM88 208V207H87ZM98 208V207H97ZM117 209V207H115ZM146 208V207H145ZM152 208V207H151ZM159 208V207H157ZM84 209V208H83ZM93 209V208H92ZM91 209V210H92ZM101 209V208H99ZM107 209V208H106ZM109 209V208H108ZM120 209V208H119ZM150 209V208H149ZM167 209V208H166ZM74 210V209H72ZM80 210V209H79ZM103 210V209H102ZM136 210V209H135ZM152 210V209H151ZM165 210V209H164ZM163 210V211H164ZM104 211V210H103ZM111 211V210H110ZM131 211L134 212V210L131 209ZM153 211V210H152ZM156 211V210H155ZM92 211H90L91 213ZM101 213V211H99ZM128 212V211H127ZM138 213L135 214L133 217H135V219H146L151 217V216H154V215H159V214H156V213H146L144 214L143 211L139 212L137 211ZM160 212V211H159ZM165 212V211H164ZM22 213V212H21ZM89 213V214H90ZM94 214V212H92ZM98 213V212H97ZM105 213V212H104ZM103 213V214H104ZM227 214V216L230 217L231 214ZM243 213V212H241ZM82 214V213H80ZM88 214V213H87ZM96 214V213H95ZM108 214V213H107ZM106 214V215H107ZM127 214V213H125ZM248 214V213H247ZM69 215V214H68ZM128 215V214H127ZM179 215H181L182 218L179 217ZM79 216V215H78ZM100 216V214H99ZM116 216V215H115ZM193 216V215H191ZM241 216V215H240ZM253 216V217H252ZM129 217V216H128ZM133 217L130 219L132 220ZM159 217V216H158ZM228 217V218H229ZM232 217V216H231ZM65 218V217H64ZM81 218H84V217H81ZM87 218V217H86ZM89 218V217H88ZM87 218V220H88ZM171 220H170V219ZM191 218V217H190ZM72 219V218H71ZM70 219V220H71ZM91 219V218H89ZM99 219V217H98ZM123 219V218H122ZM127 219V218H126ZM222 219V220H223ZM248 219V220H249ZM79 220V219H78ZM83 220V219H82ZM184 220V219H183ZM30 221V220H29ZM51 221V220H50ZM49 221V222H50ZM59 221V220H58ZM57 221V222H58ZM75 221V220H74ZM81 221V220H80ZM86 221V220H85ZM89 221V220H88ZM93 221V219H92ZM91 221V222H92ZM121 220H118L116 221L115 223H118L120 222ZM186 221V220H185ZM184 221V222H185ZM69 222V221H68ZM95 222V221H94ZM97 222V221H96ZM110 222V221H109ZM190 222V221H189ZM201 222V221H200ZM52 223V222H51ZM85 223V222H84ZM87 223V221H86ZM103 223V222H102ZM114 223V224H115ZM148 223V222H147ZM159 225H161L159 222H157ZM170 223V224H171ZM10 225L12 223H9ZM42 224V223H41ZM46 224V223H45ZM65 224V223H64ZM63 224V225H64ZM98 224V223H97ZM105 224V223H104ZM197 224V223H196ZM39 225V224H38ZM44 225V224H43ZM42 225V226H43ZM54 225V224H53ZM56 225V224H55ZM163 225V224H162ZM51 226V225H50ZM66 226V225H65ZM70 226V224H69ZM75 226V224H74ZM96 226V225H95ZM100 226V225H99ZM103 225H101L100 227H102ZM115 226V225H114ZM158 226V225H157ZM164 226V225H163ZM162 226V227H163ZM184 226V227H183ZM49 227V225H48ZM68 227V226H67ZM169 227V226H168ZM45 228H46V225H45ZM98 228V227H97ZM190 228V227H189ZM65 229V228H64ZM95 229V228H94ZM104 229V228H102ZM250 229V228H249ZM41 230V228H40ZM49 230V229H48ZM54 230V229H53ZM52 230V231H53ZM62 230V229H61ZM78 230V229H77ZM98 230V229H97ZM218 230V228H217ZM244 230V229H243ZM37 231V230H36ZM51 231V229H50ZM64 231V230H62ZM66 231V230H65ZM76 231V230H75ZM100 231V230H99ZM118 231V230H117ZM157 231V230H155ZM159 231V230H158ZM174 231V232H175ZM196 231V230H195ZM220 231V230H219ZM34 232V231H33ZM32 232V233H33ZM55 232H58V231H55ZM81 232V231H80ZM83 232V231H82ZM102 232V231H101ZM154 232V231H153ZM173 232V233H174ZM23 233V232H22ZM61 233V232H60ZM59 233V234H60ZM72 233V232H71ZM84 233V232H83ZM97 233V232H95ZM145 233V232H144ZM159 233V232H158ZM152 233V230L147 234V237L148 239H151V240H154V241H157L159 243H164V238H163V233ZM20 234V233H19ZM65 234V233H64ZM68 234V233H67ZM77 234V233H76ZM185 234V233H184ZM38 235V234H37ZM53 235V234H52ZM63 235V234H62ZM102 235V234H101ZM142 233L140 234V237ZM144 235V234H143ZM188 235V234H187ZM196 235V234H195ZM241 235V234H240ZM24 236V235H23ZM46 237H44L43 239L44 240H47L49 238H51L50 236L48 235H44ZM75 236V235H74ZM85 236V235H84ZM193 236V235H192ZM200 236V235H199ZM198 236V237H199ZM245 236V235H244ZM243 236V237H244ZM27 237V236H26ZM39 237V236H38ZM69 237V235H68ZM67 237V238H68ZM72 237V236H71ZM89 237V236H88ZM123 237V236H122ZM134 237V236H133ZM166 237V235L164 236ZM196 237L195 239L199 242L200 238ZM218 237V236H217ZM25 238V236H24ZM30 238V237H29ZM35 240H37L35 237H33ZM60 238V236H59ZM144 238V237H143ZM239 238V237H238ZM18 239V238H17ZM28 239V238H27ZM40 239V237L38 238ZM54 239V238H53ZM73 239V238H72ZM111 239V238H110ZM124 239V238H123ZM174 239V238H173ZM247 239V237H246ZM2 240V239H1ZM8 240V239H7ZM13 240V239H12ZM16 240V239H15ZM23 240V239H22ZM56 240V239H55ZM102 239L100 238V241ZM214 240V238H213ZM247 240H250L251 242L253 241V238H248ZM17 241V240H16ZM42 241V240H41ZM99 240L97 239H91V238H86L83 240L82 239H77V240H71L70 239H65L64 241H62V239L60 240V243L62 244H56V245H47V244H43V243H39L36 244L35 249L37 251H35L36 254H34V258L35 260L38 262V264H64L62 261L63 260H66L65 262H71V263H74V264H90L88 261L89 260H93V263L94 264H97L98 262L100 264H136L137 261H140L143 262V263H151V261H147L145 260L144 257L140 256L142 255L141 253L145 250H156L148 245L146 246H139L137 244H134V243H127L126 241H116L115 244L119 245L122 247V251L118 252V251H111L109 252H101L100 250L96 249L97 248V245L99 244L100 242ZM175 241V240H174ZM21 242V241H20ZM156 242V244H157ZM217 242V241H216ZM221 242V243H220ZM231 242V241H230ZM13 243V242H12ZM16 243V242H15ZM58 243V242H57ZM111 242L109 241V244ZM188 244H183L182 246H185L186 248L190 247V246H194L192 245L193 242L188 239ZM195 243V242H194ZM217 243L221 244L222 246H225L227 245L228 243H225L224 241L222 240H219ZM9 244V243H8ZM108 244V243H107ZM155 244V243H154ZM218 244V245H219ZM233 244H235L233 242ZM262 244V243H261ZM32 245V244H31ZM103 245V244H102ZM113 245V244H112ZM166 245V244H165ZM211 245V244H210ZM264 245V244H263ZM12 246V244H11ZM16 246V245H15ZM28 246V245H27ZM30 246V245H29ZM99 246V245H98ZM155 246V245H154ZM158 246V245H157ZM167 246V245H166ZM241 246V244H240ZM244 246V245H242ZM241 246V247H242ZM21 247V246H20ZM19 247V248H20ZM101 247V246H100ZM113 247V246H112ZM172 247V248H173ZM235 248L237 246H234ZM233 247V248H234ZM262 247V246H261ZM2 248V247H1ZM8 248V247H7ZM12 248V247H11ZM103 248V246H102ZM156 248V247H155ZM175 248V247H174ZM173 248V249H174ZM185 248V250H186ZM221 248V247H220ZM229 246L228 247H225L224 250H221L223 248H221L220 250L217 249L216 246H205L202 244L199 243L198 245V251L196 253V256H193V259L192 261H189L188 262H184V261H181V262H177L175 260H178V259H182V258H185L184 260H187L186 258L190 257L189 256H185L182 255V256H179L178 255V258L175 259L176 257H174L173 259H171L170 261L171 262H168L169 264H216L217 261L218 264H226V263H229V260L230 258L233 256L234 252L232 251H229ZM232 248V249H233ZM17 249V248H15ZM22 249V248H21ZM31 249V248H30ZM34 249V250H35ZM162 249V248H161ZM183 249V248H182ZM192 249V248H191ZM194 249V248H193ZM228 249V250H227ZM238 249V248H237ZM248 249V248H247ZM255 249V248H254ZM263 249V248H262ZM1 250V249H0ZM27 250V249H26ZM25 250V251H26ZM69 250V251H68ZM118 250V249H117ZM158 250V249H157ZM184 250V251H185ZM235 249H233L234 251ZM2 251V250H1ZM65 251H68V253H66V255L60 253V252H65ZM161 251V250H160ZM165 251V250H164ZM166 251H169V250H166ZM193 251V250H191ZM190 251V252H191ZM229 251V252H228ZM238 251V250H236ZM235 251V252H236ZM4 252V251H3ZM11 252V251H10ZM14 252V251H13ZM27 252V251H26ZM32 252V251H31ZM77 252H81L82 255H83V258L82 257H79L77 255ZM149 252V251H148ZM162 252V251H161ZM174 253H180L181 251L180 250H173V251H169L168 254H173ZM188 252V251H187ZM186 252V254H187ZM229 255H226L227 253H230ZM242 252V251H241ZM248 252V251H247ZM17 253V252H16ZM18 253H21V252H18ZM25 253V252H24ZM144 253V252H143ZM160 254V252H156V254ZM164 253V252H163ZM167 253V252H166ZM189 253V252H188ZM244 253V252H243ZM145 254V253H144ZM182 254V253H181ZM5 255V254H4ZM8 255V254H6ZM18 255V254H17ZM104 255V256H103ZM111 257H109V256ZM193 255V254H192ZM191 255V256H192ZM241 255V254H240ZM10 256V255H9ZM22 256V255H21ZM54 256V257H53ZM150 256V255H148ZM167 256V255H166ZM165 256V257H166ZM172 256V255H171ZM176 256V255H174ZM169 256H167L168 258ZM173 257V256H172ZM171 257V258H172ZM218 257L216 260L214 258ZM1 258V257H0ZM7 258V256H6ZM11 258V257H8V259ZM105 258V259H104ZM150 258V257H148ZM12 259V258H11ZM24 259V258H23ZM32 259V257H31ZM160 259V258H159ZM170 259V258H168ZM175 259V260H174ZM4 262H5V259H3ZM15 260L17 261H20L21 258L18 257V258H15ZM167 260V259H166ZM183 260V259H182ZM1 261V260H0ZM25 261V260H24ZM34 261V260H33ZM153 261V260H152ZM8 262V261H7ZM155 262V261H154ZM234 262V261H233ZM263 262V261H262ZM15 263V262H14ZM26 263V262H25ZM153 263V262H152ZM3 264V263H2ZM6 264V263H5ZM13 264V263H12ZM17 264V262L15 263ZM27 264V263H26ZM70 264V263H69ZM138 264V263H137ZM154 264V263H153Z\"/></svg>",
  "mask_w": 264,
  "mask_h": 264
},
{
  "label": "water",
  "instance_id": "95a60500",
  "mask_svg": "<svg viewBox=\"0 0 264 264\" xmlns=\"http://www.w3.org/2000/svg\"><path fill=\"white\" fill-rule=\"evenodd\" d=\"M24 26H27V27L34 26L35 27V25H22L20 27L24 28ZM17 27L16 25L15 26L12 25V28H17ZM170 42L173 46H177V43H175L173 40H170ZM20 56L22 57V55ZM27 61L31 62L32 60L28 59ZM34 62L35 64L37 63V61H34ZM38 63L40 64L41 62H38ZM6 78H13V77L9 76ZM140 79L144 82H147L142 77ZM186 85H187L186 87H182V88L180 87V88H173V89H168V90L162 89L160 91H157V96H155L151 100V102L157 104L162 98L168 95H178V96H183L187 98L195 106H209V105H212L213 103H220V104L225 105L231 111L234 110L237 112L233 116V120L231 123L227 124L226 126L217 127L219 131L215 134L214 138L209 141V143L207 144L208 146L204 149V151L199 153L197 156L191 158L192 157L191 155L187 156V153L182 151V153H184L185 156L179 157L169 152V156L171 158H168V159L178 160L182 163V165L184 164L182 168L176 174L170 177L160 178L158 181H155L152 184L147 185V186L145 185L144 187H141V188H134L130 190H114L108 187L92 188L90 185L86 183L83 174L79 170L75 169L72 166H68L65 163L57 162L54 158H51L48 154L47 156L40 159L37 164H42V163L47 162L51 166H54L56 169L78 174L82 178L83 183L85 184V187L89 191L103 192V193H109V194L121 195V196L147 194V193L158 191L163 188L175 187L179 185H189V184H195V183L207 184V183L219 182L225 179L227 180L228 177L221 176V177H215V178L208 179V180L200 179L197 181H189L187 183L182 182L183 176H185L186 173L193 171L199 165V163L211 152V150L215 146H217L219 142H221L222 139L228 136L240 135L248 130H253V129L259 128L264 125V87L262 88V90H260L259 95L250 97L241 102H235V101L230 100L229 98L221 97L219 94H217L214 91L213 88L209 87L208 85L203 84V82L201 81L193 80L189 77H186ZM194 86L201 87L204 91H206L213 98L210 100L197 99L193 94L189 92V89ZM15 89L18 90L17 87H15ZM153 90L156 91L157 88L153 86ZM38 93L39 92L37 91L34 94H26V96L36 97ZM252 102H258L257 104L258 107L252 106L253 107L252 108L250 106V103ZM0 109L3 111V114L0 113V122L10 124L12 126H18L22 122H27V121L36 122L40 120L55 119V121H57L58 123L59 122L62 123L65 127L69 128L70 131L74 132L77 136L81 137L85 142H87L88 144H90L92 147H95V148H104V147L116 145L115 144L116 140L123 134L125 133L128 134L129 133L128 130L132 128L134 130L135 129L142 130L145 134L153 135L154 138L157 137L161 141L165 142L164 143L165 145L169 146L170 148L172 147L168 145L167 141L164 140L161 136L159 137L149 128L145 129L141 127V125H139L137 121L139 120L140 116L142 114L147 113V111L141 108L131 110L129 112L128 111L119 112L118 114L111 116L107 119L103 118L99 122H96L97 126H99L101 129L97 127L96 125L90 123L88 120L75 114V112H71L68 110L39 111V110L31 109V108L21 107L18 105L11 107V106H8L7 102H5L1 96H0ZM6 110L9 113L8 116L4 114V111ZM179 113H182V112H179ZM125 114H127L126 116H128V118L126 120H121V118H123ZM183 114L189 117L188 114H185V113ZM207 114H210L211 116H215L214 112L203 113L201 115L205 116ZM19 127L23 128L24 126H19ZM27 129L29 130V128ZM83 130H85V132L87 133H85ZM29 131H33L32 133H34L39 138V142L42 144L41 134H39V132L31 128ZM148 138L150 139V137ZM145 155L146 154H144V156ZM77 165L79 166V164ZM79 167L92 168L91 166H82V165H80ZM263 169H264V166H263ZM22 170L23 169H18L12 172L0 173V177H14V176L19 175V173L22 172ZM132 172L134 174V177L137 179V181L140 182L142 178L136 174L135 169L132 168ZM238 257H239L238 255L237 256L233 255L230 258V260L238 259Z\"/></svg>",
  "mask_w": 264,
  "mask_h": 264
},
{
  "label": "clouds",
  "instance_id": "9594fccd",
  "mask_svg": "<svg viewBox=\"0 0 264 264\" xmlns=\"http://www.w3.org/2000/svg\"><path fill=\"white\" fill-rule=\"evenodd\" d=\"M185 8L181 0H149L133 7L128 14L126 40L131 53L147 58L159 71L176 70L179 57L171 53L168 43L187 40Z\"/></svg>",
  "mask_w": 264,
  "mask_h": 264
},
{
  "label": "crops",
  "instance_id": "0c3cea01",
  "mask_svg": "<svg viewBox=\"0 0 264 264\" xmlns=\"http://www.w3.org/2000/svg\"><path fill=\"white\" fill-rule=\"evenodd\" d=\"M168 85H175V84H174V83H170V84H168ZM176 88H177V87H176ZM121 108L123 109V108H125V107H119L120 111L122 110ZM119 109H118V111H119ZM113 111H115V112H112V113H109V114H110V115H111V114H116V112H118L117 110H113ZM120 111H119V112H120ZM119 112H118V113H119ZM175 114H176V113H175ZM175 114H174V115H175ZM102 116H103V115H102ZM178 116H179V115L176 114V117H178ZM127 118H128V117H125V120H126ZM121 120H124V118H121ZM159 133H161V132H159ZM127 137H128V135H127L125 138H123V139L121 140V142L125 141ZM121 142H120V143H121Z\"/></svg>",
  "mask_w": 264,
  "mask_h": 264
},
{
  "label": "snow or ice",
  "instance_id": "6c2138e0",
  "mask_svg": "<svg viewBox=\"0 0 264 264\" xmlns=\"http://www.w3.org/2000/svg\"><path fill=\"white\" fill-rule=\"evenodd\" d=\"M95 235H99V233H95ZM127 235V233H125ZM134 239H143V237H134Z\"/></svg>",
  "mask_w": 264,
  "mask_h": 264
}]
</instances>
